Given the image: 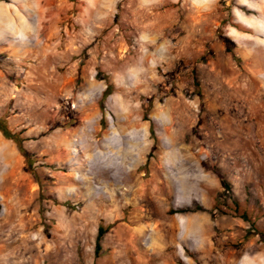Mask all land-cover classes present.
<instances>
[{
    "label": "rangeland",
    "instance_id": "rangeland-1",
    "mask_svg": "<svg viewBox=\"0 0 264 264\" xmlns=\"http://www.w3.org/2000/svg\"><path fill=\"white\" fill-rule=\"evenodd\" d=\"M0 121V264H264V0H0Z\"/></svg>",
    "mask_w": 264,
    "mask_h": 264
},
{
    "label": "trees",
    "instance_id": "trees-1",
    "mask_svg": "<svg viewBox=\"0 0 264 264\" xmlns=\"http://www.w3.org/2000/svg\"><path fill=\"white\" fill-rule=\"evenodd\" d=\"M0 131L6 138H15V134L12 133L6 126V124L3 121H0ZM24 151V149H22ZM24 155L27 157V153L24 151ZM104 233V229L102 227H98L97 235H96V242H95V254L97 255L99 253L100 249V239Z\"/></svg>",
    "mask_w": 264,
    "mask_h": 264
}]
</instances>
